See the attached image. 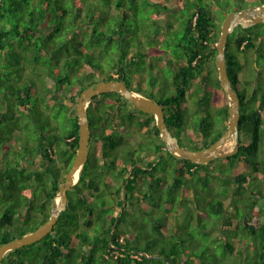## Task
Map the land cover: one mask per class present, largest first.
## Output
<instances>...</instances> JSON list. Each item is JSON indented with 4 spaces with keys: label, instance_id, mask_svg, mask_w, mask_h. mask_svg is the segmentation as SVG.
Instances as JSON below:
<instances>
[{
    "label": "trees",
    "instance_id": "trees-1",
    "mask_svg": "<svg viewBox=\"0 0 264 264\" xmlns=\"http://www.w3.org/2000/svg\"><path fill=\"white\" fill-rule=\"evenodd\" d=\"M168 1L0 0V246L55 210L79 148L76 105L97 81L124 80L160 103L185 148L205 149L227 130L218 126L229 121L230 104L216 44L229 11L219 2L180 0L176 16L188 14L176 25ZM236 1L233 11L264 4ZM144 9L149 21L133 22ZM225 52L241 101L240 147L223 157L230 172L214 173L218 179L212 160L193 162L169 150L160 157L154 114L118 91L96 95L87 108L89 158L66 209L51 233L9 251L1 264H264V193L253 199L250 192L253 182L264 185V86L252 90L244 82L249 56L264 60V23L236 27ZM160 58L166 63L157 64ZM201 178L211 193L199 191ZM194 190L201 207L183 210ZM128 201L134 208L147 202L154 213L163 208L164 216L137 230Z\"/></svg>",
    "mask_w": 264,
    "mask_h": 264
},
{
    "label": "water",
    "instance_id": "water-1",
    "mask_svg": "<svg viewBox=\"0 0 264 264\" xmlns=\"http://www.w3.org/2000/svg\"><path fill=\"white\" fill-rule=\"evenodd\" d=\"M259 23H264V4L261 6L253 5L238 12L233 11L225 17L222 23L220 40L216 44V66L219 72L221 86L231 100L229 127L215 143L205 149L194 150L181 146L178 138L173 135L167 126L163 106L153 99L131 90L124 80L101 79L93 86L84 89L81 92L76 105V113L79 117L80 124L79 148L73 163L65 176V182L60 186L56 211H53L50 218L34 231L1 245L0 264L9 251L35 243L51 233L62 211L66 209L68 204V191L79 181L81 172L89 158L91 128L87 108L93 97L96 95L118 91L142 111L154 114L156 124L160 129V134L166 144L167 150L181 158H188L191 161L198 163H208L214 158L227 157L237 153L240 147L238 124L241 117V101L229 79L225 58V45L228 42L229 35L233 33L235 28L239 25L248 28ZM230 138H233L235 148L229 151L221 150V147L225 145ZM76 174H78L77 181H75Z\"/></svg>",
    "mask_w": 264,
    "mask_h": 264
},
{
    "label": "rangeland",
    "instance_id": "rangeland-1",
    "mask_svg": "<svg viewBox=\"0 0 264 264\" xmlns=\"http://www.w3.org/2000/svg\"><path fill=\"white\" fill-rule=\"evenodd\" d=\"M152 1H154V0H152ZM155 1H157V0H155ZM179 1L180 0H169L168 1V5L170 6V8L172 9V12L174 13V17H172V20L173 19L175 20V24L176 25H177L176 20L178 21L180 19V21H181L183 19V16H186L188 14L186 10H183L180 13V15L176 16L177 14H175V13H177L180 10ZM212 1L215 4H217V2H219V5L222 8L226 9L227 11H229V13L233 12L235 6L238 4V2L236 0H203V1H201V6H206L207 3L210 4ZM180 3L182 5V1ZM214 7H216V6H214ZM115 11L116 10L113 8V13H115ZM136 17L135 18L133 17L134 18V19H132L133 22H135V20L136 21H141V20H145V19H146L145 20L146 23L149 21L147 19V18H149V15H148L146 9H144L143 12L140 15L138 13V20L136 19ZM161 17H164L165 18L166 16H165V14H162ZM179 27H180V25H179ZM148 44L149 43L146 44V48L147 49H148V46L151 45V44H149V45ZM249 57H251V58L248 61V63L246 64V66H245V68L247 70L246 73L249 76V78H246L244 80V82L247 83V85H248V87L250 89L255 90L258 87H261V86L263 87L264 86V69L260 71L261 67L264 64V60L261 59V60L257 61V58L255 57V55H253V56L250 55ZM156 62L159 65H163V64L166 63L164 61V59H162V58L158 59ZM106 63H107V60L105 61V64ZM257 66L258 67L261 66V67H259V69H258ZM156 71H157L156 73L158 75H161L162 74V72L159 69H157ZM160 81H164V78H162V80H160ZM218 99H219L218 103H219V105H221L222 104V101H223V97L220 96ZM189 100L190 101L188 102V104L191 102V99L190 98H189ZM154 101H156V100H154ZM229 104H230V101H229ZM189 106L192 107L191 104H189ZM216 108H218V106H216ZM218 126L220 128L229 126V122L228 121H224L223 123H219ZM234 146H235L234 141H233L232 138H230L229 141L224 146L221 147V150L228 151V150L234 148ZM262 147H263V143H262ZM162 154H164V155L167 154V148H166L165 142H164V144L159 149V156L161 157ZM155 155H156V153H155ZM211 165H212V169H210L209 171L211 172V176L215 175V178H218L219 179V175L214 174V173H217V172H225V171L230 172V168H229L228 164L226 165V160L223 159V157L222 158L218 157V158L212 159ZM199 176H201V175L199 174ZM202 180L203 179L201 178V182L195 181V185L198 186L199 191L201 192V190H202L205 194L211 193V190H212L211 185H210L209 188H206L205 186H203ZM221 182H222V185H223V182L224 181L221 180ZM222 185L220 186L219 182H216V184L214 185V187L215 188H219V186L220 187H224V185L223 186ZM259 186L260 185L257 184L256 182H253V184L250 186V192L253 193L252 194V198L253 199L258 198L260 192H263L264 193V185H263V188H260ZM186 187H188V186H186ZM193 193H194V196H195L197 194V191L194 190ZM197 195H198V198L199 199H196V196ZM197 195L195 197L192 196L191 198L188 197L187 200L185 202H183V205L184 206H183L182 209L185 210L186 209V206L187 207L190 206V208H193V209H196L198 207H201V205L198 203V201H201L202 197H201V194H197ZM152 196H151V198L149 200L150 201L149 203L151 205H152V201L155 198V195L154 194ZM109 199H110V201L113 200V198H111L110 196H109ZM124 203H127V202L124 201ZM148 205L149 204L147 202L146 203L145 202L144 203L141 202L136 208H134L133 206H131L129 204V201H128V210L132 213L130 219L133 218L135 220L136 226L138 227L137 230L142 229V228H140V226L143 227L145 224H149L150 223V222H146V221H151V220H153L152 218H155V220H157V221H161V217L164 216V212L162 211L163 208L161 209L160 207H157V211H156V213H154L152 209H147L146 208V206H148ZM230 205H231V199H230V197H227L226 198V206L229 207ZM55 211H56V204H55V210H54V212ZM196 211L197 210H195V212ZM157 213H160V215L157 216ZM185 215H186V213L183 215V220H184ZM142 220H144L145 222H142ZM185 221H186V219L184 220V222ZM217 221H218V218H217ZM194 229L196 230L197 228H194ZM144 232H145L144 233L145 234L144 236H146V238H148L149 237V236H147L148 233L146 231H144ZM199 237L201 239L203 238L202 240L205 241V242H206V238H208L206 236L203 237V234L199 235ZM196 238H198V236ZM143 240H146V239H143ZM214 259H215V257L213 255H210L208 257V260L209 261H213ZM154 261H156L157 264H162L158 260H151L147 264H155Z\"/></svg>",
    "mask_w": 264,
    "mask_h": 264
},
{
    "label": "clouds",
    "instance_id": "clouds-1",
    "mask_svg": "<svg viewBox=\"0 0 264 264\" xmlns=\"http://www.w3.org/2000/svg\"><path fill=\"white\" fill-rule=\"evenodd\" d=\"M263 5V4H262ZM251 6H253V5H251ZM255 6H261V5H255ZM248 7H250V6H248ZM247 7V8H248ZM246 9V8H245ZM244 10V9H243ZM236 12H238V11H236ZM228 15V14H227ZM228 96V95H227ZM229 98V97H228ZM229 101H230V104H231V100L229 99ZM231 107V106H230ZM229 122V121H228ZM229 127V126H228ZM233 139V138H232ZM229 141V140H228ZM227 141V142H228ZM235 144V143H234ZM224 146V145H223ZM234 148H235V146H234ZM234 148H232V149H234ZM232 149H230V150H232ZM229 151V150H228ZM59 195V194H58ZM57 199H58V197H57ZM57 199H56V202H55V204H57Z\"/></svg>",
    "mask_w": 264,
    "mask_h": 264
},
{
    "label": "bare ground",
    "instance_id": "bare-ground-1",
    "mask_svg": "<svg viewBox=\"0 0 264 264\" xmlns=\"http://www.w3.org/2000/svg\"><path fill=\"white\" fill-rule=\"evenodd\" d=\"M77 179H78V174H76V176H75V181H77Z\"/></svg>",
    "mask_w": 264,
    "mask_h": 264
},
{
    "label": "crops",
    "instance_id": "crops-1",
    "mask_svg": "<svg viewBox=\"0 0 264 264\" xmlns=\"http://www.w3.org/2000/svg\"><path fill=\"white\" fill-rule=\"evenodd\" d=\"M155 1V0H154Z\"/></svg>",
    "mask_w": 264,
    "mask_h": 264
},
{
    "label": "flooded vegetation",
    "instance_id": "flooded-vegetation-1",
    "mask_svg": "<svg viewBox=\"0 0 264 264\" xmlns=\"http://www.w3.org/2000/svg\"><path fill=\"white\" fill-rule=\"evenodd\" d=\"M135 106V105H134Z\"/></svg>",
    "mask_w": 264,
    "mask_h": 264
}]
</instances>
